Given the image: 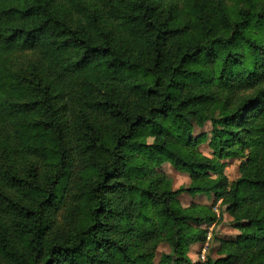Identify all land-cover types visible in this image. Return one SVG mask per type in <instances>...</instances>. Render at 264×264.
Segmentation results:
<instances>
[{"label":"trees","instance_id":"1","mask_svg":"<svg viewBox=\"0 0 264 264\" xmlns=\"http://www.w3.org/2000/svg\"><path fill=\"white\" fill-rule=\"evenodd\" d=\"M224 213L239 233L193 262ZM161 243L162 264H264V0H0V264H154Z\"/></svg>","mask_w":264,"mask_h":264},{"label":"rangeland","instance_id":"2","mask_svg":"<svg viewBox=\"0 0 264 264\" xmlns=\"http://www.w3.org/2000/svg\"><path fill=\"white\" fill-rule=\"evenodd\" d=\"M193 125V136L196 138L198 136L205 135L206 140L200 145L201 151L211 157L212 150L208 145V141L211 137V129L212 123L207 122L203 126H199L195 120L191 119ZM245 159L243 158H229L223 161L225 163V175L228 177L230 181L237 179L240 176V165ZM161 171L165 172L170 179L173 181V188L178 189L181 186H188L190 183V175L187 173H181L177 171L171 164L164 163L160 168ZM181 203L184 207H188L191 203L197 204H213V211L219 219L223 211V207L221 205V200L215 202L213 196L210 197L208 194H197L191 195L188 193H183L180 195ZM203 228H205L207 232V236L204 242L192 244L189 248V257L193 262H206L208 258L216 259L219 257V249L221 246V241L226 238L235 237L239 231L234 227L232 223V218L227 214H223V219L218 224H204ZM210 235V239L208 240V236ZM208 243L205 252V261L200 260V256L203 253L204 246ZM171 250L168 244L161 243L159 244L156 250V256L154 258V264H162L161 257L163 254H170Z\"/></svg>","mask_w":264,"mask_h":264},{"label":"built area","instance_id":"3","mask_svg":"<svg viewBox=\"0 0 264 264\" xmlns=\"http://www.w3.org/2000/svg\"><path fill=\"white\" fill-rule=\"evenodd\" d=\"M209 239H210V235L208 236V240H209ZM207 246H208V243L204 246L203 253H202V255L200 256V260H201V261H205V257H206L205 252H206V248H207Z\"/></svg>","mask_w":264,"mask_h":264}]
</instances>
